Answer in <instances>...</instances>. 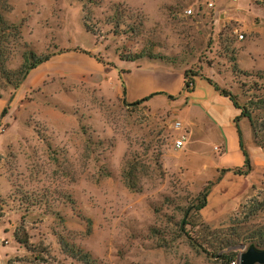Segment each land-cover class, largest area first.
Masks as SVG:
<instances>
[{
	"label": "rangeland",
	"instance_id": "obj_1",
	"mask_svg": "<svg viewBox=\"0 0 264 264\" xmlns=\"http://www.w3.org/2000/svg\"><path fill=\"white\" fill-rule=\"evenodd\" d=\"M11 4L21 38L7 49V70H18L31 53L75 51L100 58L109 73L98 87L103 92L74 78H49L4 124L0 264H226L214 253L234 219L245 230L264 227V150L208 79L247 103L240 87L253 80L246 73L264 72V0ZM141 53L182 64L122 59ZM149 63L169 70L171 80L149 85L148 97L155 95L148 104L128 107L105 95L124 89L129 68ZM189 70L199 73L192 93ZM0 92L11 97L14 89L0 85ZM132 93L128 102L143 100L133 102ZM178 135L187 137L182 149L174 146ZM130 144L138 159L128 161L148 170L140 190L123 176ZM210 184L211 205L198 212L197 198Z\"/></svg>",
	"mask_w": 264,
	"mask_h": 264
},
{
	"label": "trees",
	"instance_id": "obj_2",
	"mask_svg": "<svg viewBox=\"0 0 264 264\" xmlns=\"http://www.w3.org/2000/svg\"><path fill=\"white\" fill-rule=\"evenodd\" d=\"M14 6L11 4V0H0V85L5 87H13L14 92L10 97L12 101L16 92L22 87L25 79L28 74L43 64L44 62L50 60L56 54H60L64 51L53 52L51 54L36 57L34 54H30L31 57L26 60L18 70L9 71L6 69V56L8 54V48L12 46L11 41L21 38V27L15 24L10 19V14L14 11ZM5 47V48H4ZM8 51V52H7ZM144 58L150 59L156 62H163L167 64H176L181 63L177 57L166 56L162 54H147L141 53L136 54L133 57H122V59L135 62L142 60ZM31 59V60H30ZM33 59V60H32ZM182 64V63H181ZM199 75L198 72L187 71L185 74V84L186 89L189 93L194 92L195 81L194 78ZM248 78H252V84L248 85L247 83H242L240 89L245 92V95H249V100L245 104H241L238 96L233 95L231 92L221 89L216 85L211 79H208V82L214 86L215 90L221 93L224 97L230 99L234 104L235 108L240 111V115L236 119V124L239 126V123L242 119L249 121L253 133L255 142L264 150V72H256L252 74L246 73ZM248 88V89H246ZM155 95V94H154ZM152 95L151 97H153ZM0 96H3V93L0 92ZM151 97L145 98L141 101L134 103H129L123 101L126 106H140L144 103L148 104V101ZM8 107L5 109L3 117L8 112ZM240 133V132H239ZM241 134V133H240ZM128 140V139H127ZM129 142V140H128ZM240 145L246 157L245 167L250 168V160L248 153L245 150L242 137H240ZM131 144L128 147V152L126 155V161L124 163L123 176L126 180L127 185L136 190L143 188L142 181L144 177H148L147 169L141 168L139 166L140 162L128 161V157L132 156L137 157L136 154L132 152ZM158 167L161 169V166L156 162ZM240 173V171H237ZM141 185V186H140ZM211 193V184L207 185L199 194L197 201L199 205L197 206V211L201 212L208 204V198ZM3 211L0 210V220L3 218ZM190 225V224H186ZM20 241V240H19ZM22 243H26V239H21ZM255 245L260 249H264V227L256 229L245 230L244 226L240 224V220L234 219L232 225L228 229V233L225 238L222 240L221 245L218 247V250L214 253V257H220L224 259L226 264H233L239 262L240 249L242 247H249ZM225 250L224 253H222Z\"/></svg>",
	"mask_w": 264,
	"mask_h": 264
},
{
	"label": "crops",
	"instance_id": "obj_3",
	"mask_svg": "<svg viewBox=\"0 0 264 264\" xmlns=\"http://www.w3.org/2000/svg\"><path fill=\"white\" fill-rule=\"evenodd\" d=\"M90 53L96 56L94 53ZM99 59L100 58L89 56L83 52L75 51H65L60 54H56L50 60L39 65L28 74L22 87L16 92L12 101L10 100L9 96H0V153L7 148L8 144V140H5L3 137L8 134L9 128L5 129L4 124H10L15 121L14 114L16 113V110L14 107L19 103H22V99L24 98L25 94L43 85L47 79L52 77L74 78L84 81L88 85L96 88L99 86L102 87L100 81L102 77L109 73V69L105 63L103 64L99 61H96ZM144 59H142V61H144ZM132 71V68H129L126 71L128 74L131 73L133 78H130V80L129 78H126V82L123 85L124 89L118 90L117 93L114 94L111 93V95H105L111 99H121L128 102L127 95L131 90L133 92L132 100L134 102L136 100L148 98L150 93L154 90L152 87L149 88L150 84L152 86L157 84H161L163 86L164 83L170 85L171 72L162 67H157L149 63L136 65V72L133 71L135 72V76L132 74ZM100 91L103 92L102 89ZM7 107L9 108L8 112L3 117ZM211 202L212 195H209L208 204L202 211L206 210L207 207L211 205ZM212 222L213 221L209 220V223Z\"/></svg>",
	"mask_w": 264,
	"mask_h": 264
},
{
	"label": "water",
	"instance_id": "obj_4",
	"mask_svg": "<svg viewBox=\"0 0 264 264\" xmlns=\"http://www.w3.org/2000/svg\"><path fill=\"white\" fill-rule=\"evenodd\" d=\"M240 264H264V249L251 245L240 254Z\"/></svg>",
	"mask_w": 264,
	"mask_h": 264
},
{
	"label": "built area",
	"instance_id": "obj_5",
	"mask_svg": "<svg viewBox=\"0 0 264 264\" xmlns=\"http://www.w3.org/2000/svg\"><path fill=\"white\" fill-rule=\"evenodd\" d=\"M233 1H238V0H233ZM208 7L209 8H214L215 7V4L213 2H209L208 4ZM187 13L188 14H193V10L189 9L187 10ZM176 129L178 131L182 130L183 129V126L180 122L176 123ZM187 144V137L185 135H178L175 139H174V146L177 148V149H182L186 146ZM233 264H236V263H233ZM239 264V262L237 263Z\"/></svg>",
	"mask_w": 264,
	"mask_h": 264
}]
</instances>
